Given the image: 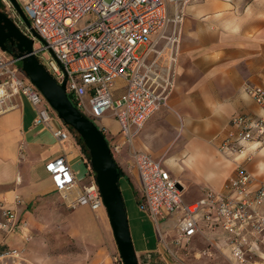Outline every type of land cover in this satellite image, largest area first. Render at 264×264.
<instances>
[{
	"label": "built area",
	"instance_id": "built-area-1",
	"mask_svg": "<svg viewBox=\"0 0 264 264\" xmlns=\"http://www.w3.org/2000/svg\"><path fill=\"white\" fill-rule=\"evenodd\" d=\"M0 1L4 12L33 40V53L44 68L58 82L64 80L66 93L78 110L95 122L105 114L117 120V137L110 136L105 125L96 124L114 157L127 146L140 176V209L157 227L176 217L173 234L164 232L167 235L161 239L171 263L192 264L180 258L178 251L187 250L191 238L200 233L229 264H264V181L254 178L244 163L253 156L248 150L251 143L264 141V115L245 112L229 120L230 127L217 148L233 159V172L223 187L206 186L194 200L183 197L180 180L163 158L133 143L146 121L161 107H169L185 9L192 0H17L38 37L10 0ZM16 62L0 48V112L15 106L12 96L20 93L35 108L33 122L51 129L50 120L59 115ZM245 89L264 108V88L247 84ZM59 119L60 125L51 130L63 148L74 132ZM89 166V178L79 184L64 150L45 162L53 188L69 205L97 209L104 204ZM0 230L30 239L28 222L20 219L15 207L5 205L1 196ZM211 230L225 234V245L212 241ZM19 251L8 247L1 255H19ZM202 253L211 256L212 250L207 247Z\"/></svg>",
	"mask_w": 264,
	"mask_h": 264
},
{
	"label": "crops",
	"instance_id": "crops-1",
	"mask_svg": "<svg viewBox=\"0 0 264 264\" xmlns=\"http://www.w3.org/2000/svg\"><path fill=\"white\" fill-rule=\"evenodd\" d=\"M183 20L169 107L158 109L133 137V143L153 157L163 158L171 174L180 180L182 193L184 187L196 188V198L206 186L223 187L233 172L235 162L217 148L230 127L229 120L238 113L264 115V108L245 89L247 84L264 88V0H192ZM116 81L124 83L121 78ZM12 101L15 106L0 112V196L28 222L30 239L0 230V251L18 248L19 256L8 255L14 257V264H105L109 255L102 244L113 240L105 207L69 205L53 188L45 169L47 159L64 150L82 184L90 176L89 159L73 133L63 143L64 149L59 144L51 130L60 125L59 117L53 116L49 129L33 122L36 111L25 95L15 94ZM101 125L108 128L110 136H118V123L111 114L101 116ZM260 145L251 143L248 150L253 156L244 163L254 178L264 181V146ZM115 158L122 170L119 186L134 248L137 253L159 250L156 236L151 239L136 230L152 218L137 203L140 176L127 146ZM16 194L19 199H15ZM165 222L172 229L167 232V224L165 232L172 235L176 217L161 224ZM208 235L218 246L225 245L223 232L211 230ZM45 238L50 242L40 246V239ZM207 247L211 256L202 253ZM191 250L195 259L205 256L227 261L200 233L183 252ZM164 259L173 264L168 253Z\"/></svg>",
	"mask_w": 264,
	"mask_h": 264
},
{
	"label": "water",
	"instance_id": "water-1",
	"mask_svg": "<svg viewBox=\"0 0 264 264\" xmlns=\"http://www.w3.org/2000/svg\"><path fill=\"white\" fill-rule=\"evenodd\" d=\"M21 19L30 28L32 34L38 37L35 30L17 0H10ZM7 41L15 45V51L9 53ZM0 48L8 52L20 62V69L37 86L59 117L80 136L88 149L89 163L96 174L98 189L102 196L111 231L122 264H140L137 250L134 248L130 234L126 205L119 186L117 159L113 156L109 143L103 131L86 114L81 113L69 99L64 80L58 82L44 68L33 51V40L20 30L18 25L0 10Z\"/></svg>",
	"mask_w": 264,
	"mask_h": 264
},
{
	"label": "rangeland",
	"instance_id": "rangeland-1",
	"mask_svg": "<svg viewBox=\"0 0 264 264\" xmlns=\"http://www.w3.org/2000/svg\"><path fill=\"white\" fill-rule=\"evenodd\" d=\"M0 10L4 12V5L1 1H0ZM138 52L142 53V48L139 49ZM15 65L18 68H20V62L19 61H17L15 63ZM1 78H3V77L0 76V79ZM96 122H97V124H99V120ZM260 146H264V141H263V143H261ZM132 194H133V191H132ZM196 195H197L196 188L186 189L184 187L183 197L185 199H193ZM106 216H107V213H106ZM107 219H108V217H107ZM167 224H168V226H167ZM165 226L170 228L171 224L165 222V224H160V226L157 227L155 222L150 219L149 221H147L145 223L144 226L141 227L139 225L137 227V229H136L137 231H139V232L143 231V233L147 234L149 236V238L151 237V239H153V236H156V238L158 239V243H159V246H158L159 250L155 249V250H152L150 252H138L140 264H168L165 262V259H164V256L167 255L168 251L166 248H164V245H163L162 240H161L163 235H167L166 233H164L165 231H163ZM99 227H100L101 234L105 235V229H103L101 226H99ZM168 231L171 232L172 229L170 228L169 230H167V232ZM2 240L3 239L1 238V235H0V243L2 242ZM132 240H133V238H132ZM49 242H50L49 238H45L44 240L40 239V246L44 247ZM102 245H103V247H105V250H107V253L109 255V260L107 262H105V264H122L121 258L119 255V250L117 249L116 243L114 240V235H113V240H111V242H109V244H108L107 240H104V243ZM3 250H5V249H3ZM183 251H184L183 249H180L178 251L179 257L183 258L184 261L191 262L192 264H229V262L223 258H212L211 257V258L207 259L205 256H202L200 258L195 259L193 257L194 250H191L188 253L183 252ZM1 252L2 251H0V264H14V261L12 260V258H14V257L8 256V255L2 256ZM168 255H169V253H168ZM170 258H171V256H170Z\"/></svg>",
	"mask_w": 264,
	"mask_h": 264
},
{
	"label": "trees",
	"instance_id": "trees-1",
	"mask_svg": "<svg viewBox=\"0 0 264 264\" xmlns=\"http://www.w3.org/2000/svg\"><path fill=\"white\" fill-rule=\"evenodd\" d=\"M7 42H8V41H7ZM9 46H10V45L7 43L8 51H9V53H11V50L9 49ZM70 129H72V128H70ZM72 130H73V132H74V134H75V139H76L77 143L80 144L81 149H82L84 155L86 156V158H88L89 156H88V149H87V146H85V144H83V142H82L80 136L76 133V131H75L74 129H72ZM103 133H104V132H103ZM121 171H122V170H121V167H120V165H119L118 162H117V173H118L119 176L121 175Z\"/></svg>",
	"mask_w": 264,
	"mask_h": 264
},
{
	"label": "flooded vegetation",
	"instance_id": "flooded-vegetation-1",
	"mask_svg": "<svg viewBox=\"0 0 264 264\" xmlns=\"http://www.w3.org/2000/svg\"><path fill=\"white\" fill-rule=\"evenodd\" d=\"M10 46H9V49L11 50V52H14L16 49H15V45L12 44L11 42H7ZM6 54L10 55L8 52H6Z\"/></svg>",
	"mask_w": 264,
	"mask_h": 264
}]
</instances>
